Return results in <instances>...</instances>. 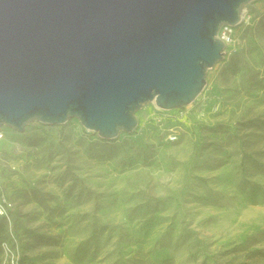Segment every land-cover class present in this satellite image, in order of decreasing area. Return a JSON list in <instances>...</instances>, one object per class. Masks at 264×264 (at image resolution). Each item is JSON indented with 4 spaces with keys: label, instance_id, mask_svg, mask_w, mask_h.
I'll list each match as a JSON object with an SVG mask.
<instances>
[{
    "label": "rangeland",
    "instance_id": "rangeland-1",
    "mask_svg": "<svg viewBox=\"0 0 264 264\" xmlns=\"http://www.w3.org/2000/svg\"><path fill=\"white\" fill-rule=\"evenodd\" d=\"M243 12L183 108L0 126V264H264V0Z\"/></svg>",
    "mask_w": 264,
    "mask_h": 264
},
{
    "label": "water",
    "instance_id": "water-1",
    "mask_svg": "<svg viewBox=\"0 0 264 264\" xmlns=\"http://www.w3.org/2000/svg\"><path fill=\"white\" fill-rule=\"evenodd\" d=\"M251 0H0V126L77 117L105 138L193 102Z\"/></svg>",
    "mask_w": 264,
    "mask_h": 264
},
{
    "label": "built area",
    "instance_id": "built-area-1",
    "mask_svg": "<svg viewBox=\"0 0 264 264\" xmlns=\"http://www.w3.org/2000/svg\"><path fill=\"white\" fill-rule=\"evenodd\" d=\"M230 32H231V25H224L218 31L217 37L225 44L226 41H228L230 39ZM157 108L161 109L159 107H157ZM177 137H178L177 128H171V130L168 133V138L170 140H174ZM15 263H17V260L13 259L12 264H15Z\"/></svg>",
    "mask_w": 264,
    "mask_h": 264
},
{
    "label": "bare ground",
    "instance_id": "bare-ground-1",
    "mask_svg": "<svg viewBox=\"0 0 264 264\" xmlns=\"http://www.w3.org/2000/svg\"><path fill=\"white\" fill-rule=\"evenodd\" d=\"M243 13H244V12L242 11V13H241V14L243 15ZM242 15H241V17H242ZM152 101H154V100H152ZM154 102H155V101H154Z\"/></svg>",
    "mask_w": 264,
    "mask_h": 264
},
{
    "label": "trees",
    "instance_id": "trees-1",
    "mask_svg": "<svg viewBox=\"0 0 264 264\" xmlns=\"http://www.w3.org/2000/svg\"><path fill=\"white\" fill-rule=\"evenodd\" d=\"M183 108V107H182Z\"/></svg>",
    "mask_w": 264,
    "mask_h": 264
}]
</instances>
